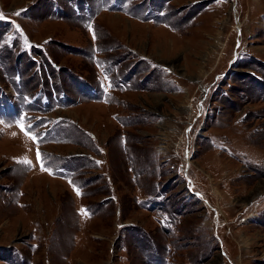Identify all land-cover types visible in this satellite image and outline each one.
I'll list each match as a JSON object with an SVG mask.
<instances>
[{
	"label": "rangeland",
	"instance_id": "1",
	"mask_svg": "<svg viewBox=\"0 0 264 264\" xmlns=\"http://www.w3.org/2000/svg\"><path fill=\"white\" fill-rule=\"evenodd\" d=\"M0 264H264V0H0Z\"/></svg>",
	"mask_w": 264,
	"mask_h": 264
},
{
	"label": "snow or ice",
	"instance_id": "2",
	"mask_svg": "<svg viewBox=\"0 0 264 264\" xmlns=\"http://www.w3.org/2000/svg\"><path fill=\"white\" fill-rule=\"evenodd\" d=\"M94 38H95V37H94ZM19 126L21 127V130H22V131H25L26 134H27V130H25V127H24L23 123H21ZM33 138H34V137H33ZM39 158H40V153L37 152V159L39 160ZM24 163H26V164H30L31 162L25 160ZM78 194H79V193H78ZM82 212H83L84 214H87V210H82Z\"/></svg>",
	"mask_w": 264,
	"mask_h": 264
}]
</instances>
